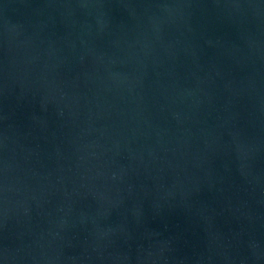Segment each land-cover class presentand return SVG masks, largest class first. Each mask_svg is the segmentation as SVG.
I'll return each mask as SVG.
<instances>
[{"label": "water", "instance_id": "water-1", "mask_svg": "<svg viewBox=\"0 0 264 264\" xmlns=\"http://www.w3.org/2000/svg\"><path fill=\"white\" fill-rule=\"evenodd\" d=\"M0 264H264V0H0Z\"/></svg>", "mask_w": 264, "mask_h": 264}]
</instances>
